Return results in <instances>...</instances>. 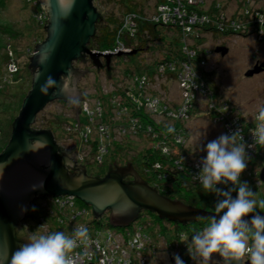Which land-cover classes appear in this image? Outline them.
Wrapping results in <instances>:
<instances>
[{
	"label": "rangeland",
	"instance_id": "rangeland-1",
	"mask_svg": "<svg viewBox=\"0 0 264 264\" xmlns=\"http://www.w3.org/2000/svg\"><path fill=\"white\" fill-rule=\"evenodd\" d=\"M37 1L40 3L43 11L46 12L41 0ZM154 1L155 0H93V5L102 15V19L98 20L100 23L98 28L104 27L109 19L114 17L120 18L122 14L124 15L127 9L126 6H134V3H136L135 6H141L145 14L147 13L146 16L149 17L152 11H155L156 4ZM221 3L222 4L219 5V11L213 15L212 21H218L223 17L226 23H229L232 21V14L237 9V1L221 0ZM259 5L264 7V0H250L248 3L252 11L259 9ZM36 11L37 8L28 0H0V36H3L4 33L1 30L6 27L20 32L15 35L18 39L11 42L15 49L18 48L15 51V57L21 62L20 71L15 73L11 76L12 78L8 80L6 77L9 76L5 75V68L2 67L4 56L0 53V149H3L9 141L13 120L17 117L22 102L31 88L32 71L28 68V64L30 63V58L28 57L31 56L30 52L34 51L36 44L40 43L37 42L38 39H41L42 42L44 38H46V31L44 30V35L42 27H40L35 20ZM244 12L246 13V10H244ZM236 17H240L239 12ZM246 17L245 22L254 20L253 12L248 11ZM255 22H262V24H264V14L260 22L256 19ZM217 28L209 27V30L204 32V34L193 32L186 41L188 46H192V48L189 49H192L195 54H197L196 50L200 48H206L208 52L205 55L206 59L202 62H199L195 54V56L192 57V68H194L196 74H199L200 77L202 75V77L205 78L204 85H206V87L203 90L204 92L197 89L193 95L190 113H188L187 117H181L182 128L174 130L172 133L168 132V134L166 133L163 137V133H165V130L167 131L169 126H172L173 122L168 120V117L165 115H156V118H154L153 112L150 111L152 110L150 107L153 108V106L147 105L146 110L148 112V118H152L158 126L165 124L166 129L163 131H160V127L156 126L158 130L154 132L158 137H153L145 130H141L134 136L126 135V133L123 132H116L113 134L115 137H109L107 139L108 141H117L120 145L124 146L122 147V151L130 147L132 149L130 150V154L133 156L140 153V150L151 146V148H154V151L158 150L162 155L168 154L176 157L181 154L186 164L190 166L191 171L192 166L199 167L200 169V161L206 155L202 149L208 142L217 139L222 134H231L225 122L222 121L228 119V117L225 115L224 119L221 121H215L213 120V116H215L216 113H228V116L237 115V121L242 127H245L250 121L252 122V120H254V115L258 107L264 105V31H257L254 27L249 26L248 29L242 32V35L235 34L228 36L221 34L220 36L221 30ZM158 31L163 34V41L156 40L151 43L152 46L149 51L138 52L135 55L133 54L131 58L124 54V52L123 55L113 56L110 62L112 67L110 74L113 73L112 80L115 79V76L121 79V72L124 71L126 67H131V69L134 66L138 67L139 62L141 63L143 59L147 62L152 61L154 58L153 55L156 56L158 54L160 47H163V45L171 41L173 36H175V33L167 30L163 26H158ZM200 39H202V43ZM220 45L228 48L225 55H221L220 52L215 51V48ZM1 46L0 41V48ZM28 47L30 49L27 54L28 51L26 52V50ZM173 47L176 46L171 44L170 48L173 49ZM117 53H120V50H118ZM188 53L193 55L191 52ZM73 65L82 72L79 73L76 85L72 86L73 91L75 89L78 91V96L80 98L78 99L79 104L74 106L72 103L63 99L53 100L36 115L32 126L36 129L50 130L61 151L65 153L75 165L78 164L77 166L82 167L86 174L95 176L97 173H103L107 169L109 163H111V156L106 155L103 163H97V156L92 154L89 145L83 140V132L80 133L81 130H87V126L90 125V123L85 122L87 120L80 111L84 108L83 106H86L89 111L94 110L97 102L96 99L100 98V91L98 90H102L104 95H106L112 88H116V85L111 84L109 80L111 76L108 77L104 68L101 70L99 68L97 69L90 61H85V63L75 61ZM254 67H259L260 71L251 76H246V73L249 70H253ZM3 77L6 78L5 81H1ZM98 85H100V87H98ZM148 86V91L151 95L154 94L158 98L165 100V105L168 110H175L177 106L179 107L180 104L183 103L186 94H189L186 93L183 85H180L179 78H175V80L164 78V80L152 83ZM156 96L154 98H156ZM193 109L194 112L191 114V110ZM79 114H81V122L77 118ZM117 114L118 113H115V115ZM131 114V112L127 111L122 115L128 117ZM122 115H119L118 119L120 124V117H123ZM220 116L221 115L218 114L219 118ZM76 118L77 122L79 121L80 123H76V126H72L70 123L66 122L68 119L74 120ZM117 123L118 122H116V124ZM116 135L121 136L117 137ZM163 139L165 140V143L163 142L165 145L161 142ZM244 142L247 143V138ZM162 145H164V147L161 148ZM259 146L260 145H255L251 150L254 152L262 150V146ZM118 158H120L121 161L124 160L123 158H127L126 153L119 154L116 159ZM263 159L264 158L258 159V161L257 159H253V163H259V167L254 165L256 171L258 168H261V166H264ZM198 160L199 162H197ZM127 162L128 161H124V163L116 165L125 166ZM112 163L115 164V162ZM251 168L252 167L248 165L242 175L250 174L251 176L249 170ZM70 171L72 174H78L79 172L78 170ZM131 177L130 175L127 176L129 180H133ZM253 178L256 179V177ZM243 181H246L252 190L256 192L257 200L264 198V182L259 181V179L252 182L245 177ZM221 187L224 186L221 185ZM48 198L49 197L36 198L28 206L29 210L25 213L23 217L24 220L23 218L21 219L22 222L25 221V224H22L23 226L27 225L32 231L38 229L35 219L39 215L40 210H43V206L48 204ZM33 205L36 208L35 212L30 210ZM89 209L90 212L88 216L83 215L82 218L77 219L80 225H94L92 222V210L91 208ZM141 214L143 215H140L139 223L143 222L148 224L149 228H146V230L152 232V239L158 248L167 247L165 241H168L169 244L172 245L173 240L181 237L176 236V233H174L176 231L172 225L174 222L170 224H166L167 222H165L166 227L163 228L160 224L158 226V222L153 214H149L148 211H143ZM101 216L108 220L111 216V211L103 212ZM21 221L20 224L22 223ZM134 223L135 222L129 223L125 228L128 227L133 229L135 227ZM142 227L145 228L146 226L142 224ZM40 230L50 232V229L48 230L46 227ZM104 230L120 232L122 228L108 225ZM116 236L118 235L116 234ZM118 240H122V238ZM173 249V251L170 248L166 249V259L163 257V252L165 250L156 251L157 253L154 258L151 257L152 255L149 256V252L146 250L144 251V256H147L152 264H154V259L156 260V264H175L173 257L170 255H172V253L181 254V251H179L177 247ZM183 253L187 255L185 252ZM213 259H216L222 264V259L218 254H214ZM244 259L246 260L247 258L245 257ZM241 264H243V261Z\"/></svg>",
	"mask_w": 264,
	"mask_h": 264
},
{
	"label": "water",
	"instance_id": "water-1",
	"mask_svg": "<svg viewBox=\"0 0 264 264\" xmlns=\"http://www.w3.org/2000/svg\"><path fill=\"white\" fill-rule=\"evenodd\" d=\"M41 3L47 12L46 38L36 44L30 56L31 88L13 120L10 139L0 153V173L19 168L20 175L27 180L22 179L21 190L13 195L3 196L0 190V264H9L12 252L26 242L18 236L20 221L26 213L21 214V207L28 208L39 197L73 195L91 207L94 219L111 211L109 225L121 228L137 220L143 211L182 225L213 215L211 210L160 194L130 163L113 164L103 176H90L61 151L50 130L33 128L36 115L53 100L63 99L77 106L74 102L80 99L78 91L75 88L68 91V85L75 86L81 72L73 62L87 57L97 69L104 68L109 77L111 59L123 55L89 48L96 22L101 18L93 0H41ZM215 51L225 55L228 48L220 45ZM135 53L136 49L124 54ZM259 71V67H254L246 76ZM49 78L54 84L43 94L41 86ZM71 168L78 170V174L70 173ZM127 175L133 180H124ZM259 179L264 182V167ZM259 214L264 216V212Z\"/></svg>",
	"mask_w": 264,
	"mask_h": 264
},
{
	"label": "trees",
	"instance_id": "trees-1",
	"mask_svg": "<svg viewBox=\"0 0 264 264\" xmlns=\"http://www.w3.org/2000/svg\"><path fill=\"white\" fill-rule=\"evenodd\" d=\"M30 3H32L36 8V14H35V20L38 23V25L40 27H42L43 29V33L45 35V26L47 24V15H44V12L40 6V3L37 0H28ZM158 1V0H157ZM161 1V0H160ZM159 1V2H160ZM237 1V9L236 11L232 14V18L234 19L237 15V13L242 10H246L249 12H253V15H255L257 12L260 13V15L264 14V7H262L261 5H259V9H255L252 11L251 7L248 6V3L250 0H235V2ZM247 1V4H244ZM221 0H204V3L201 5H188L187 7L188 9H192L195 10L196 12H198L199 15L204 14L205 16H209L211 19L207 20L206 22L204 21L203 23L198 21L196 24H194L192 26V29H195L196 32L199 33H203L207 32L209 29V27H216L217 25H214L212 23V17L215 13H217L219 10V5H221ZM136 3H134V6H126V11L124 13V15L122 14V16L120 18H112L109 19L107 21V24L104 25V27H99L98 25L100 24L99 21L96 22V28H95V34L94 36L90 39L88 46L91 47V49H95L98 51H105V50H113L115 47L118 46L119 43H123L125 46L131 48L132 50L136 49V53L138 52H147L150 50V47L152 46L151 43L157 41H163V34L158 31V26H163L165 27L167 30L175 33L172 38L171 41H168L165 45H163V47H160L158 54L156 56H154L153 54V60L150 62H147L146 60H141V63L139 62V66H134L132 69L131 67H126L124 69V71L121 72L122 74V78H116L112 80V74H110L111 77H109L111 84L112 85H116V89L113 90L110 94H106L104 95V93L102 92V90H98L100 91V98H97L96 100H101L104 104L103 106V112L101 114H97L94 113L92 115L88 114L86 110L81 109V113L84 115V117L86 118L87 121H85L86 123H90L92 125V130L91 133H86V131L81 130L80 133L83 132V134H86V136L84 137L83 140H85V143L88 144L90 146V150L92 152L93 155L97 156L98 153V149L97 147H99V145L102 143L100 141V138L97 135V129H98V122L99 121H104V123L106 124V126L110 129H113L115 126L117 125H122V124H129L127 117L123 116L120 117L121 118V124L119 123V116L118 118H115L116 115L114 113V108H120L121 109H125L124 112L129 111L132 114L136 116V118L143 124V125H151L153 130H158L156 129V126H158L154 120L152 118H148V113L146 112L145 108L142 105H139L137 101H135L133 99V96L130 94L132 91V87H138V85H144L140 83V79L138 82H135L133 79L134 77L137 75L138 77L144 76L147 77L148 82H152L155 83L157 81H162L164 80L165 76H167V79L173 80V73L170 72L169 70L166 71L165 73L162 72L159 73L158 72V67L164 63H167L168 60H177V59H181V60H187V54L185 53V49L184 51L182 50L183 47L187 46L188 48H192V46H188L187 44V40L189 38V36L191 35V31L187 30L184 25H180L179 23H172L169 22L168 24H162V23H158V22H153L151 20L148 19V17L146 16L147 13L145 14V11H143L144 9L141 6H135ZM153 13V11H152ZM40 16V18H38V16ZM131 16L134 15L132 17L133 22L135 23V30L131 35V32L129 30V24L128 25H124L125 20L127 16ZM247 14H243V19L245 21ZM256 17V15L254 16ZM102 19V15L101 18L99 20ZM246 24L247 29L249 28V26L254 27L255 30L257 31H264V24L255 22V19L252 21H247L244 22ZM159 24V25H158ZM218 25H221V34L222 35H242V31L239 30L237 27L231 26L230 23H226V22H221L220 20H218ZM208 27V28H207ZM218 29V28H217ZM4 34L1 37L0 36V40L1 41V48H0V53L2 54V56H4V60L2 62V67L5 68V75H8L9 77L8 80L10 78H12L11 76H13L15 73H18L21 69V62L18 60V58L15 57V51L18 49L14 48V45L12 44L11 41L13 40H17L18 38L15 36L16 33L19 34L20 32H18L17 30H14L12 28H3L1 30ZM216 34V33H215ZM214 34V35H215ZM198 35V34H197ZM193 37V36H192ZM45 39V38H44ZM43 40V39H42ZM201 43H202V39ZM37 42H41V39L37 40ZM171 44H174L173 49H171ZM190 45V44H189ZM203 47V46H201ZM175 48V50H174ZM29 47L27 48L26 52L27 54L29 53ZM33 49V48H32ZM11 51L12 55H9V52ZM33 52V51H32ZM32 52H30V55L32 54ZM197 54H195L197 56V58L199 59V62L204 61L205 55L207 54L208 50L206 48H200L198 50H196ZM134 54V55H135ZM129 58L132 57V55L130 54H126ZM30 58V57H28ZM13 59L16 66H17V71L10 74L9 72L6 71V66L7 64ZM77 61L81 62V63H85V61H89L87 59V57H82L77 59ZM11 63V62H10ZM111 66V64H110ZM112 68V67H111ZM101 70V69H100ZM134 71H136V73L134 74ZM159 73V74H158ZM158 74V75H157ZM134 75V76H133ZM162 77H161V76ZM202 77V75H201ZM5 77H3V79L1 78V81H5L6 80ZM202 79L205 82V78L202 77ZM109 81V82H110ZM108 82V81H107ZM101 85V82H100ZM100 85H98V87H100ZM118 85V86H117ZM129 86V87H128ZM97 87V86H95ZM138 91H135V96L139 97V94H137ZM119 96L118 98H120V100L118 101H114L112 102L113 97ZM118 102V103H117ZM227 104V103H225ZM123 112V113H124ZM194 109L191 110V114H193ZM121 113V114H123ZM190 113V111H189ZM81 114H79L77 116L78 120L81 122L82 118L80 116ZM237 116V115H235ZM77 118L74 120H70L68 119L66 122L70 123V125L74 126L77 123ZM90 119V120H89ZM153 120V121H152ZM172 121V120H171ZM116 122H118L116 124ZM173 128L174 130L180 129L182 128L181 126V119H173ZM249 122V121H248ZM256 121L252 120V122L250 121V123H248L245 127H244V134L245 136H247V131L248 129L251 130L255 127ZM160 127V126H158ZM160 130V129H159ZM114 147V148H111ZM122 145H120L117 141H111V143H108V151L105 154H102V162H104V157L106 155H110L111 156V163H109V166L107 167V169L110 166H113L112 162H115V164H121L124 163V161H128L127 163H130L133 168L137 171L138 175L145 180L150 186L154 187L155 189L158 190V192L164 196L173 198V199H178L180 201H182L184 204L190 205V206H194L197 208H201V209H205V210H211L213 211L214 205L216 203V199L217 197L212 194V193H204L202 188L199 186L198 181H194L191 176L192 173L190 172V166H188L185 162V160L183 159V157H181L179 154L178 156H172V155H168V154H160V152L154 151V148L151 147H147L144 148L143 150H140V153H137L136 156H133L130 154V150H132L130 147L125 148L122 151ZM155 147V146H153ZM264 147H262V150L249 153L251 159L248 161V165L251 166L252 168L249 169L250 174L249 175H242L241 179L243 180V178L245 177L246 179H249L250 181H255L259 179V174H260V170L261 168H258V170L256 171V167H259V163L258 162H254L253 163V159H262L264 158ZM121 153H126L127 158H123L124 160L121 161L120 158L116 159L118 157L119 154ZM121 156V155H120ZM179 160L178 164H176L175 162ZM184 160V161H183ZM264 160V159H263ZM155 163H159L160 164V168H156L154 166ZM80 165V164H79ZM256 165V167L254 166ZM105 170L103 173H97L95 176H103L108 170ZM103 171V170H102ZM91 174V173H90ZM92 175V174H91ZM94 176V175H92ZM250 176V177H249ZM253 177H256L253 178ZM260 181V179H259ZM256 184V183H255ZM218 187H221V185H218ZM259 187V186H257ZM233 196H235V192L233 193ZM264 199V198H262ZM80 201V200H79ZM81 205H83L85 208H91L89 205L83 203L82 201H80ZM258 213L264 212V209H258L257 210ZM149 214H153L150 213ZM143 215V214H141ZM153 216L155 217L156 221L158 222V226L159 224L162 225V227H166V224H170L171 222L166 220V219H160L158 218V216L156 214H153ZM94 223V231H100L98 233H96V235L98 237L101 236L102 230L105 229V227H107L109 225V222L107 219H105L103 216H101L98 219H93L92 221ZM135 223H139L140 220L139 218L137 220L134 221ZM165 222H167L165 224ZM207 222V218L206 219H200L198 221L195 222H190V223H186L184 225L179 224V223H173L172 225L174 226V229L176 230L174 233H176V236H181L179 238H176L175 240L172 241V245H179L177 246V248L179 249V251H181V258L184 260L186 258V260L188 259V256L185 255L184 252V248L181 247L183 246V242H187L188 238L191 239V235L193 234L194 230H198L200 228H202L204 226V224ZM143 223V222H141ZM144 225H148L147 223H143ZM180 232V233H179ZM181 234V235H180ZM170 246L169 248L173 251L175 248L174 246ZM186 245V244H185ZM186 253V252H185Z\"/></svg>",
	"mask_w": 264,
	"mask_h": 264
},
{
	"label": "clouds",
	"instance_id": "clouds-1",
	"mask_svg": "<svg viewBox=\"0 0 264 264\" xmlns=\"http://www.w3.org/2000/svg\"><path fill=\"white\" fill-rule=\"evenodd\" d=\"M52 84L54 81L49 78L40 91L47 94ZM68 91H72L71 85H68ZM74 103L78 105L79 101ZM254 120L255 127L250 131L252 144H246L242 132L236 130L220 135L202 149L206 155L193 179L198 181L204 193H212L217 199L214 214L207 218L202 228L194 230L191 239L183 242L195 264H220L213 259L214 254H218L222 264H241L242 261L243 264H264V216L257 212L264 209V199L257 200L256 192L241 179L251 159L248 149L255 145L264 146V105L258 107ZM167 130L174 132L171 126ZM28 210L22 206L21 214ZM30 210L35 212V206ZM249 214H252L251 218L245 219ZM21 230L26 242L12 252L9 264H73L74 250L89 242L88 228L83 225L74 228L70 234L64 231L44 232L39 228L32 231L27 225ZM167 247L159 248L165 250V259ZM173 259L175 264H185L179 254L174 253Z\"/></svg>",
	"mask_w": 264,
	"mask_h": 264
},
{
	"label": "built area",
	"instance_id": "built-area-1",
	"mask_svg": "<svg viewBox=\"0 0 264 264\" xmlns=\"http://www.w3.org/2000/svg\"><path fill=\"white\" fill-rule=\"evenodd\" d=\"M155 0V11L151 13V16L148 17L149 20L153 22H158L162 24H168L169 22L172 23H179L180 25H184V27L191 31V33L196 32L195 29H192V26L196 24L198 21L200 22H206L207 20L211 19L209 16H205L204 14L199 15L198 12L192 9H188V5H199L203 4L204 0ZM247 4V1L244 3ZM43 10V9H42ZM44 12V11H43ZM248 12V11H247ZM244 11L240 10V17L232 18V21H230V25L237 27L242 32L247 29L246 24L244 23L243 14H247ZM44 15H46V12H44ZM256 19L257 21H261L262 15H260L259 12H257ZM254 15V16H255ZM41 15L38 16L40 18ZM134 15H129L126 17L124 25L129 24V30L132 33L135 30V23L132 20V17ZM247 18V17H246ZM221 22H226L223 17L220 18ZM250 22V21H249ZM213 24L217 25V27L221 30V25H218V21H212ZM262 24V22H260ZM185 49V53L187 54V60H181L174 58L173 60H168L167 63H164L158 67V72L162 74V72L170 71L173 73V80L175 78H179L180 85H183L184 90L186 91V97L183 100V103L180 104V106L175 110H168L167 106L165 105L166 102L163 99L158 98L156 95H151L148 91V85L152 84V82H148L147 77L141 76L138 77L137 75L134 77V81L138 82L140 79V83L144 85H138V87H132V91L130 94L133 96V99L138 102L139 105H142L145 110L147 105L153 106L150 107L153 113L154 118H156V115H165L168 117V120L173 119H181V117H187L188 113L192 107V98L195 94L197 89H200L203 91L206 87L205 82L203 79H201L199 74H196V71L194 68H192V57L195 56V52L192 49H189L187 46L183 47V51ZM120 50V52L128 53L132 51L131 48L125 46L123 43H119L117 47H115L113 50H105L104 53H112L116 54L117 51ZM188 52H191L193 55H190ZM9 55H12L11 51L9 52ZM11 60V59H10ZM11 62V63H10ZM7 66L6 71L10 74L17 71V66L12 59ZM136 71H134V74ZM158 73V74H159ZM182 73V74H181ZM157 74V75H158ZM134 76V75H133ZM161 76V75H160ZM177 76V77H176ZM162 77V76H161ZM167 78V76H165ZM158 82V81H157ZM118 86V85H117ZM129 87V86H128ZM115 88H112V91ZM135 91H138V96H135ZM204 92V91H203ZM109 94L111 92H108ZM107 93V94H108ZM156 96V98H154ZM119 96L113 97L114 101L120 100L118 98ZM118 103V102H117ZM90 104V103H89ZM88 105V103H87ZM103 102L98 101L96 102V106L94 110H87L86 106H83L84 110L87 111L88 114L92 115L94 113L101 114L103 112ZM114 113H118L117 115H122L125 111V109L120 108H114ZM168 110V111H166ZM127 112V111H126ZM147 112V110H146ZM155 112V113H154ZM125 113V112H124ZM148 113V112H147ZM218 114L221 115L220 118L218 117ZM116 117L118 118V116ZM227 116L228 119H224V116ZM126 117V116H125ZM90 120V119H89ZM128 125L122 124L117 125L113 129H110L106 126L104 121L98 122V129H97V135L100 138V141L102 142L98 149L97 153V163L101 164L102 162V154L107 153L108 151V143L111 141H108L107 139L109 137H112L114 133L123 132L128 134L129 136L136 135L139 131L145 130L149 133V135L153 137H158V135L154 132L151 125H143L134 115H130L127 117ZM213 120H219L224 121L226 126L229 129V132L232 133L236 130H240L243 135V140H246V144H252L253 138L250 133L251 130L248 129L247 136L244 134V127L240 125L237 121L236 116H228V113L222 114V112L216 113L215 116H213ZM77 124H80L79 121ZM76 126V125H74ZM173 126V125H172ZM171 126V127H172ZM86 133H91L92 125L87 126ZM165 124H162L160 126V131L165 130ZM168 134V130H165L164 135ZM86 134H84V137ZM117 137H120L121 135H116ZM115 137V136H113ZM162 143H165V140L163 139L161 141ZM163 143V144H164ZM165 145V144H164ZM164 145L161 146L164 147ZM260 147V146H259ZM264 147V146H262ZM90 148V146H89ZM169 148V147H168ZM258 148V147H256ZM251 149H248V153H252ZM254 152V151H253ZM181 156V155H180ZM183 157V156H181ZM201 160V158H200ZM179 160H177L175 163L178 164ZM199 162V160L197 161ZM199 164V163H196ZM154 166L156 168H160L159 163H155ZM200 171L199 167H193L191 169L193 179L194 176L198 174ZM194 180V179H193ZM195 181V180H194ZM48 204L43 206V210H40L39 215L35 219L36 227L39 229H45V227L51 231H64L65 233H71L72 230L78 226H81L78 222V218H82L84 216H88L90 209L87 207L85 208L83 205H81L79 199H77L73 195H64L60 197H49L47 199ZM92 213V212H91ZM93 215V214H92ZM94 219V218H92ZM135 227L132 228H122L120 232H113L111 230L105 231L102 230L101 236L98 237L96 233L100 231H94V226H86L89 231V242L87 245H80L77 247L74 252L72 253L73 256V264H152L150 259L147 256H144V251L148 250L149 256L153 257L156 255V253L160 250L154 243L152 237V232L147 231L146 228H149L148 225H145L146 227L143 228L141 223H134ZM144 225V224H143ZM47 231V230H46ZM116 234L118 236H116ZM181 235V234H180ZM119 238H122V240H118ZM166 242V246L169 249L171 246L168 241ZM179 245H175L177 247ZM184 252H186L188 259H184L185 264H195V262L191 259L187 247L185 243H183ZM171 248V247H170ZM157 251V252H156ZM180 255V254H179ZM173 257L172 255H170Z\"/></svg>",
	"mask_w": 264,
	"mask_h": 264
},
{
	"label": "bare ground",
	"instance_id": "bare-ground-1",
	"mask_svg": "<svg viewBox=\"0 0 264 264\" xmlns=\"http://www.w3.org/2000/svg\"><path fill=\"white\" fill-rule=\"evenodd\" d=\"M20 174L22 172L19 168L0 173V190L3 196L13 195L16 190H21L22 179L27 180Z\"/></svg>",
	"mask_w": 264,
	"mask_h": 264
},
{
	"label": "flooded vegetation",
	"instance_id": "flooded-vegetation-1",
	"mask_svg": "<svg viewBox=\"0 0 264 264\" xmlns=\"http://www.w3.org/2000/svg\"><path fill=\"white\" fill-rule=\"evenodd\" d=\"M41 8H42V7H41ZM115 89H116V88H115ZM115 89H114V90H115ZM110 92H112V90H111ZM3 149H4V148H3ZM3 149H0V153L2 152ZM77 165H78V164H77ZM108 169H109V168H108ZM108 169H107V170H108ZM69 170L74 171V169H72V168L69 169ZM70 172H71V171H70ZM127 176H128V175H127ZM127 176L124 178V180H129L128 178H130V177L127 178ZM131 178H132V177H131ZM130 180H131V179H130ZM34 200H35V199H34ZM34 200H33V201H34ZM33 201H32V202H33ZM32 202H31V203H32ZM31 203H30V204H31ZM23 220H24V218H23ZM21 222H22V221H21ZM22 224H25V221L21 223V227H20L19 230H18V236L23 238L24 233H23L22 230H21V228L23 227Z\"/></svg>",
	"mask_w": 264,
	"mask_h": 264
}]
</instances>
